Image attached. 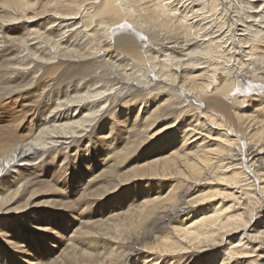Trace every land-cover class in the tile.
Listing matches in <instances>:
<instances>
[{"label":"bare ground","instance_id":"6f19581e","mask_svg":"<svg viewBox=\"0 0 264 264\" xmlns=\"http://www.w3.org/2000/svg\"><path fill=\"white\" fill-rule=\"evenodd\" d=\"M135 154L153 158L99 185L101 159L118 172ZM145 182L170 184L134 203ZM120 188L129 208L96 222ZM186 252L264 264V0H0V264Z\"/></svg>","mask_w":264,"mask_h":264},{"label":"rangeland","instance_id":"374dc122","mask_svg":"<svg viewBox=\"0 0 264 264\" xmlns=\"http://www.w3.org/2000/svg\"><path fill=\"white\" fill-rule=\"evenodd\" d=\"M255 106V105H254ZM251 109L252 108H250V110L249 111H251ZM251 113V112H250ZM163 123L165 124V122H159L158 124H155L156 125V127H155V130H157V129H159V127H162L163 126ZM118 127L120 128V129H124L125 128V124L124 123H120V124H118ZM125 130H121L120 131V134L121 135H124L125 134ZM136 134V133H135ZM127 134H125L124 135V138H125V136H126ZM166 136H167V134H165ZM177 136V135H176ZM158 140V138H156V139H154L153 141H157ZM190 141V140H189ZM200 143L202 142V141H199ZM202 143H204V146H206L208 143H210V144H212V145H215V144H213V141L212 140H208V139H206V141H204V142H202ZM125 144H126V142H125V140H121V142L120 143H118V144H113V150H114V148H116L118 145H119V148H121V147H125ZM116 145V146H115ZM148 148L150 147V145L148 144V146H147ZM157 148H159L158 146H156ZM146 149V148H145ZM107 151V149L104 151V152H106ZM100 154H101V152H100ZM151 156H153V155H149V156H146L145 158H143V159H140V158H134V157H136V154L134 155V156H131L130 157V160H129V163L127 164V165H125V166H122V167H120V168H118V172H115L116 171V169H115V167H111V166H109V165H111V164H106V162L105 161H102V159L100 160L101 162H99V164L96 166L95 165V167L91 170V171H93L94 173H95V178H99V180L101 181V183L99 184V185H101L102 184V182H103V178L104 177H102L103 175H111V177L113 178L114 177V174H121V175H123L124 173H126V172H128L130 169H132L133 167H135V166H138V165H140V164H142L143 162H144V160L145 159H151V158H153V157H151ZM113 160V159H112ZM94 162H95V160H94ZM96 163V162H95ZM144 165V164H143ZM100 176V177H99ZM120 179H122V178H120ZM98 180V181H99ZM113 183H115V181L113 182ZM170 183L169 182H165V183H161V184H157V186H156V188H153L152 186H151V183H149L148 184V182H145L143 185H142V187L141 186H137L136 188H139V191H141V194L140 195H138V199H137V197H135V202L134 203H136V202H141V203H144V202H146V199H152V198H155V197H157L158 195H161V194H164L165 192H166V189H167V187H168V185H169ZM210 184L211 185H216V182L215 181H212V182H210ZM98 185V186H99ZM150 185V186H149ZM149 186V187H148ZM81 187V186H80ZM106 188H108V189H110V190H113V188H114V184H110V185H108ZM150 189V191H148V190H146L147 192H148V194L147 193H142V192H144L145 190H143V189ZM122 189L123 188H120V189H118V191H116V192H110V194H108V195H110V198H108L105 202H100V204H102V208L104 209L102 212H100V214H96V216H94V217H92L93 219H95L96 218V222H99L100 223V220L102 219L103 221H106V220H108V219H110V216L111 215H113V214H115V212H119V211H123L124 209H128L129 207V205H130V202H132V199H131V197H129V195H130V193H131V191L130 192H128V191H124V193L122 192ZM154 190L155 192H152L151 190ZM80 190V188H76L75 189V191H79ZM113 191H115V190H113ZM145 191V192H146ZM207 191V189L206 188H204L203 186H200V187H196L195 189H193V191H192V193H190V194H188V195H192L193 193V195L191 196V197H189L188 199H190V198H192V197H195V196H197L198 194H200V193H203V192H206ZM41 195V194H40ZM44 195H48V194H44ZM118 195V196H117ZM69 197H72V199L75 197V196H69ZM76 197H78V196H76ZM46 199H47V197H46ZM38 200H40V199H38ZM38 200H36V201H38ZM119 201H122V202H124L121 206H116V207H119V208H117L118 209V211H116L115 209L116 208H114L113 206H114V204L115 203H119ZM169 203H171L169 200H164L163 202H161V204H169ZM99 204V205H100ZM161 204H159V205H157V206H161ZM98 205V206H99ZM181 205H184V206H186V205H188V204H186V203H183V204H181ZM193 205H195V206H191L189 209V212L187 213V214H185V215H183L181 218H180V220H178V221H175V222H173V224H172V226L173 225H177V224H179L180 225V222L181 221H183L182 223H185V222H187V224H190L191 222H189L188 220L190 219V218H192V217H194L193 219H195L196 217H198V216H200V215H203V214H201V213H204L206 210H204V207H205V204L204 203H202V202H196V203H194ZM205 208H207V206L205 207ZM122 209V210H121ZM208 209H211V207H209L208 206ZM156 212V211H155ZM154 213L152 212V215H153ZM120 215V214H119ZM138 218H139V221L141 222V224L139 225V227H138V230L141 232L142 230H144L145 228H147V226H149L150 225V223H149V221L151 220V218L150 217H146L145 218V216L144 217H139V216H137ZM117 218H121V215L120 216H117V217H115V219L114 220H116ZM199 218V217H198ZM150 219V220H149ZM192 219V220H193ZM52 221V220H51ZM166 221L167 220H163V222H161L160 221V223L162 224V223H164L165 225H167V227H165V229H168V231H170V229L169 228H172L171 227V224L169 223H166ZM53 222V221H52ZM62 222H64V221H62ZM71 222H72V224H76V223H74V221H73V219H71ZM168 222V221H167ZM181 223V224H182ZM53 224H55L54 226H57V227H59L60 229H63V225L62 224H58V223H56L55 222V219H54V222H53ZM168 225H170L169 227H168ZM78 226V225H77ZM76 226V227H77ZM72 228V227H71ZM67 229L66 231H65V233H69L68 234V236H70V234L72 233V230L74 229V228H72V229ZM133 230V229H132ZM137 230V231H138ZM165 232H163L162 231V233H159V232H156V233H153V238L150 240V241H148V242H150V244L149 245H151L153 242H154V240H155V238H159V236H162V234H164ZM68 239H69V237H68ZM134 245L133 244H131V246L130 247H133ZM47 247V246H46ZM50 248H51V246H50ZM55 248H56V251L55 252H57V250L59 249V250H61V247H58V245L57 244H55ZM45 249V248H44ZM210 252H212L211 250H210ZM209 252V253H210ZM186 253H189V254H185V256H183V257H181V255L180 256H178L179 257V260L180 261H178L177 263H175V264H191L192 263V261H194L195 260V262H194V264H201V261L205 258V257H207L209 254L207 253H197L196 255H194V256H192L191 257V252H186ZM173 254H176V253H173ZM171 256H173V255H171ZM171 256L170 257H168V259L167 258H164V259H162V260H160V261H158V263L157 264H171V262H172V264H174L173 262L175 261L176 262V260L175 259H171ZM175 256V255H174ZM48 257V259H51L50 257H52V255H48L47 256ZM166 257V256H165ZM176 257H177V255H176ZM163 258V257H162ZM133 260V259H132ZM138 264H144V261L142 262L141 260H137L136 261ZM162 262V263H161Z\"/></svg>","mask_w":264,"mask_h":264}]
</instances>
